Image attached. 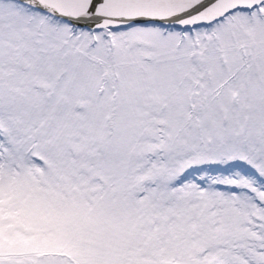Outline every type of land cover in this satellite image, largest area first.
<instances>
[{
  "label": "snow or ice",
  "instance_id": "obj_1",
  "mask_svg": "<svg viewBox=\"0 0 264 264\" xmlns=\"http://www.w3.org/2000/svg\"><path fill=\"white\" fill-rule=\"evenodd\" d=\"M0 264H264V0H0Z\"/></svg>",
  "mask_w": 264,
  "mask_h": 264
}]
</instances>
